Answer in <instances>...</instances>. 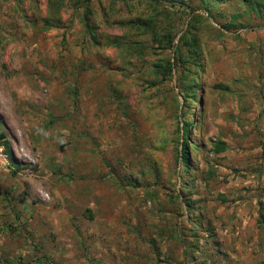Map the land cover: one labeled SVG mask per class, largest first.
I'll use <instances>...</instances> for the list:
<instances>
[{
	"label": "rangeland",
	"instance_id": "rangeland-1",
	"mask_svg": "<svg viewBox=\"0 0 264 264\" xmlns=\"http://www.w3.org/2000/svg\"><path fill=\"white\" fill-rule=\"evenodd\" d=\"M1 133L0 238L33 263L237 264L234 210H264V0H0Z\"/></svg>",
	"mask_w": 264,
	"mask_h": 264
},
{
	"label": "crops",
	"instance_id": "crops-1",
	"mask_svg": "<svg viewBox=\"0 0 264 264\" xmlns=\"http://www.w3.org/2000/svg\"><path fill=\"white\" fill-rule=\"evenodd\" d=\"M12 153L15 162H20V155H16L13 150ZM234 212L238 218V227H235L237 231L225 242L233 250H223L222 253L230 256L237 264H264V210H260L254 202L247 201L236 207ZM6 241L7 244L4 245ZM29 244L30 242L18 236L0 238V256L4 258L0 259V264H36L27 247Z\"/></svg>",
	"mask_w": 264,
	"mask_h": 264
},
{
	"label": "trees",
	"instance_id": "trees-1",
	"mask_svg": "<svg viewBox=\"0 0 264 264\" xmlns=\"http://www.w3.org/2000/svg\"><path fill=\"white\" fill-rule=\"evenodd\" d=\"M207 1H209V0H207ZM187 9V8H186ZM180 41L182 42V44L179 46V48H188L187 46H189L190 44H189V40L187 39V36L186 35H184V36H182V38H180ZM196 43H192V45H195ZM191 46V45H190ZM189 46V47H190ZM168 47H174L172 44H170V43H168L167 44V48ZM189 51V50H188ZM177 53H178V60L179 61H181L182 60V62H187V59H183V57H184V54H182L181 52H180V50H177ZM190 54H191V52H190ZM167 68L169 69V64L167 65ZM187 122H185V124H184V136H186V132H187ZM5 138V134H3V133H1L0 134V139H4ZM191 144H192V142H190V141H188L187 139H183V142H182V146H183V148H182V150H181V157H182V161H183V163L184 164H187L188 163V158H189V154L187 153V151L189 150V148L191 147ZM6 146H5V148H6V152H7V154H8V157H9V159L11 160V163H14L15 162V160H14V158H13V153H12V150H11V147H10V144H8L7 142H6V144H5ZM227 149V146H226V144L224 143V142H222V141H219V142H217L216 144H214V146H213V152L215 153V154H219V153H221V152H224L225 150ZM17 171L19 170V168H17L16 169ZM16 174V171L12 174V175H15Z\"/></svg>",
	"mask_w": 264,
	"mask_h": 264
},
{
	"label": "built area",
	"instance_id": "built-area-1",
	"mask_svg": "<svg viewBox=\"0 0 264 264\" xmlns=\"http://www.w3.org/2000/svg\"><path fill=\"white\" fill-rule=\"evenodd\" d=\"M10 165H11V162L6 152L5 144L0 139V172L8 171Z\"/></svg>",
	"mask_w": 264,
	"mask_h": 264
},
{
	"label": "clouds",
	"instance_id": "clouds-1",
	"mask_svg": "<svg viewBox=\"0 0 264 264\" xmlns=\"http://www.w3.org/2000/svg\"><path fill=\"white\" fill-rule=\"evenodd\" d=\"M11 162V161H10Z\"/></svg>",
	"mask_w": 264,
	"mask_h": 264
}]
</instances>
